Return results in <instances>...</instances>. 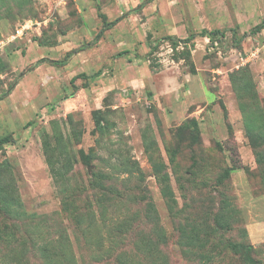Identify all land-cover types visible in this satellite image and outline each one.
I'll return each instance as SVG.
<instances>
[{"label": "rangeland", "instance_id": "rangeland-1", "mask_svg": "<svg viewBox=\"0 0 264 264\" xmlns=\"http://www.w3.org/2000/svg\"><path fill=\"white\" fill-rule=\"evenodd\" d=\"M100 14L122 20L97 40ZM259 25L264 0H0V139L11 140L0 147V182L12 201L0 210V264H124L137 234L165 238L157 264H244L217 254L228 242L252 245L264 264ZM213 31L225 37L202 36ZM45 149L67 164V187H56ZM96 170L130 196L86 223ZM67 197L86 227L62 211ZM183 230L195 245H181Z\"/></svg>", "mask_w": 264, "mask_h": 264}, {"label": "trees", "instance_id": "trees-1", "mask_svg": "<svg viewBox=\"0 0 264 264\" xmlns=\"http://www.w3.org/2000/svg\"><path fill=\"white\" fill-rule=\"evenodd\" d=\"M141 7H143V6H141ZM100 18L102 19V22H103V29L97 35V40H99L102 37L104 31L111 29L118 22H120L122 20V18H119L113 22H109L107 17L103 14H100ZM263 28H264L263 25H259L253 29L251 34L260 32ZM206 35L211 36L212 41H215V39H219V38L223 39L225 37V32L224 31H213L210 33H206V32L202 33V36L206 37ZM216 37H219V38H216ZM195 38H196V35L191 34L189 36V38H187L183 42L189 43L190 41H193ZM220 41H222V40H220ZM177 45H178V43L174 44L175 47ZM123 54H121V55H123ZM97 75H99V73ZM81 77H87V76L85 74H81L79 76H76L74 78V80L77 78H81ZM235 89H236V92H238V93L240 92V90H238L237 88H235ZM96 113H98V112H96ZM96 129L98 131H103V126L101 124V121L97 117H96ZM179 131L183 133L184 129L180 128ZM249 135H250V137H252V139L255 138L252 133H250ZM194 138H196V135L194 136ZM10 141L11 140L9 137H5V138L0 139V147L6 143H9ZM258 146L259 145H257V144H256V146L254 145V149L256 151L257 162L259 164H264V160L261 159V156H263V155L257 151ZM45 153H46V160H47L48 166L50 168V173L52 175V178L54 180L56 187H61V186L67 187L66 185H64V182H63L64 181V179H63L64 169L65 170L67 169L65 171V173L69 171V168H67V164L61 162L60 157H58L57 161H53L51 159V157L49 156V154H48L49 151L47 149H45ZM174 155H175V153L173 154L172 159L174 158ZM92 156H91V159L93 158ZM87 157H89V158H87ZM80 158H81V160H85L87 162L90 160V156H86L83 152L80 153ZM119 161L120 162L118 163V165L123 171H126L129 174L134 172V175H132V176H137V175L141 176V174H140L141 171L138 169L136 162H134L132 160H128V159H122V158H119ZM128 168H129V170H128ZM232 170H233V168L232 169L229 168V169L225 170L223 172L222 176L220 177L219 182L224 184L227 180H229ZM103 178L104 177L100 173V170L94 171V173L92 175V179H91L92 184L89 186H91V189H93V190L97 189V190L95 192H93L95 200L92 203L90 202L91 203L89 205L91 208L90 212L88 210L89 207L87 208V211H88L87 219H84V220H86V223L87 222H92V223L96 222V218H97L96 213L97 212L100 213V218L105 216V213L108 210V207L110 204H111V208H113L112 210L116 209V213H117L118 212L117 211L118 205H120V203L122 204L123 202L126 203L127 197L130 196V194L128 195V193L125 191L124 192L119 191L116 188V186H114V185H111V186L108 184L105 185V183L103 182ZM158 178L160 180L162 179L160 176H158ZM60 182L62 183V185L59 186ZM181 190L183 191L184 189L181 187ZM6 191H7V187L4 188V186L0 182V210L9 213L8 210H10L12 208L11 207L12 201L7 198L8 196L6 194ZM167 191L168 190H164L165 193ZM140 192H141V189H140ZM142 192L145 193V190L142 189ZM75 193L83 194V190H80L79 192L74 191L72 196L75 195ZM170 193H172V192H170ZM142 197L144 198L145 196H142ZM71 198L67 197L66 199H64V201L62 202V211L65 214L68 213V215L72 216L73 220L76 222L77 225L85 226L86 223L84 224V222H81L82 216H81L80 212H75L74 210H70L71 201H72ZM171 198H173V196H171ZM14 199L17 200L15 196H14ZM14 203L16 204L15 201H14ZM17 204H18V200H17ZM148 208H153V206L151 204H149L147 206V208L145 209L146 213H147ZM152 212H153V210H152ZM179 212L181 213L182 211H178V213ZM175 215H176V212H175ZM89 216H91V217H89ZM150 219H152V217ZM92 223H90V225H92ZM59 227L60 228L58 230L61 231L60 236L62 238H64L65 242H66L68 239V235L66 234V231L64 229H62L61 225H59ZM197 227H199V226H197ZM193 230L200 231V228L199 229L194 228ZM122 231H123V228H122ZM181 232H182V234L180 236L181 240H182V241H180L182 243L181 245L187 246V245H195L196 244V242L198 240V238H197L198 235L188 234L187 230H186V232H185V230H183ZM136 237H137V239L134 240V242L132 244L134 245V248L136 249L137 254L134 256L127 254L126 259H125L126 262L122 258V261H124V264H143V261H145L144 264H157V261L159 259H161V260L164 259V261H165L166 256H164V253L160 250L161 249L160 248L161 243H165V241H166L164 237H162V238H160V237H157V238H150V237L144 238L143 237V238H141L140 236H138V234ZM32 241H33V238H32ZM121 243L124 245L123 240ZM60 245H61V242H60ZM33 246H37L36 242ZM218 246L219 245L217 243L216 247H218ZM224 246H225V252H224V250H223V252L222 251H216L217 254L225 253V254H229L231 256H235V258H237L238 260H240L244 264H260V262L254 258V252L256 251V249L252 245L244 244V243L228 242ZM149 250L151 252H149ZM43 255H44L45 260H47V261L53 260L54 255L52 253L50 254L49 252H46V254H45L43 252Z\"/></svg>", "mask_w": 264, "mask_h": 264}, {"label": "built area", "instance_id": "built-area-1", "mask_svg": "<svg viewBox=\"0 0 264 264\" xmlns=\"http://www.w3.org/2000/svg\"><path fill=\"white\" fill-rule=\"evenodd\" d=\"M33 23L32 22H26L24 24H22L19 28L16 29L14 35L12 36L13 38V41L16 40V39H20L22 38V36L27 33L28 30L31 29ZM9 41H12V40H9ZM8 42V41H7ZM4 45V42L3 41H0V45ZM254 56H257V52H254L253 53Z\"/></svg>", "mask_w": 264, "mask_h": 264}, {"label": "crops", "instance_id": "crops-1", "mask_svg": "<svg viewBox=\"0 0 264 264\" xmlns=\"http://www.w3.org/2000/svg\"><path fill=\"white\" fill-rule=\"evenodd\" d=\"M141 8V6H139V8L138 9H140Z\"/></svg>", "mask_w": 264, "mask_h": 264}]
</instances>
